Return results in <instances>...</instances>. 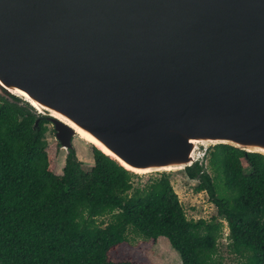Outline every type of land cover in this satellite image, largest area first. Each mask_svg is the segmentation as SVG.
<instances>
[{"label":"water","instance_id":"obj_1","mask_svg":"<svg viewBox=\"0 0 264 264\" xmlns=\"http://www.w3.org/2000/svg\"><path fill=\"white\" fill-rule=\"evenodd\" d=\"M0 96L138 175L264 155V0H0Z\"/></svg>","mask_w":264,"mask_h":264},{"label":"trees","instance_id":"obj_2","mask_svg":"<svg viewBox=\"0 0 264 264\" xmlns=\"http://www.w3.org/2000/svg\"><path fill=\"white\" fill-rule=\"evenodd\" d=\"M50 124L29 102L0 96V264H146L131 227L149 245L167 237L183 264H226L218 258L221 220L242 264H264V155L220 144L207 153L212 173L199 160L187 167L218 208L213 222L196 221L169 172L137 187L140 175L96 147L94 166L71 149L57 174L61 144L49 143ZM108 214V224L96 222Z\"/></svg>","mask_w":264,"mask_h":264},{"label":"rangeland","instance_id":"obj_3","mask_svg":"<svg viewBox=\"0 0 264 264\" xmlns=\"http://www.w3.org/2000/svg\"><path fill=\"white\" fill-rule=\"evenodd\" d=\"M49 128L50 130L47 135L48 141L51 145H56L59 142L56 138V133L53 131V124H50ZM74 144L79 159L87 166H94L95 159L93 148L95 146L78 137L75 138ZM207 147H200L198 160L204 162L207 165L208 171L212 173L207 159V153L210 146L208 147V150ZM67 155V151L62 149L60 145L56 168V173L59 175L64 174ZM170 175L175 190L184 205L188 218L196 221L199 219H207L208 221L213 222L214 218L218 216V208L211 201L207 192H198L196 190L199 182L197 180L190 179L185 171L170 172ZM156 176H158L157 173L140 175L135 178V184L137 187L144 186L152 177ZM219 185L221 187L223 186L222 180H219ZM112 219V214H108L104 217H99L96 219V222L100 225H105ZM230 232L228 223L225 220H221V230L218 242V258L226 264H242L244 258L234 251ZM129 235L134 246L140 247L141 245H144L142 246L144 256L141 255V257L138 258L141 262L144 261L146 264H183L180 253L172 246L171 241L167 237L161 236L158 242L149 245V243H145L144 237L136 232L132 227L130 228Z\"/></svg>","mask_w":264,"mask_h":264},{"label":"bare ground","instance_id":"obj_4","mask_svg":"<svg viewBox=\"0 0 264 264\" xmlns=\"http://www.w3.org/2000/svg\"><path fill=\"white\" fill-rule=\"evenodd\" d=\"M83 140H85V141H87V142H89V143H93V140L91 139V138H89L88 136H86L85 134H82L81 133V136H80ZM99 148H101L102 149V147L100 146V145H97ZM106 151V150H105ZM106 152H108V151H106ZM109 153V152H108Z\"/></svg>","mask_w":264,"mask_h":264}]
</instances>
